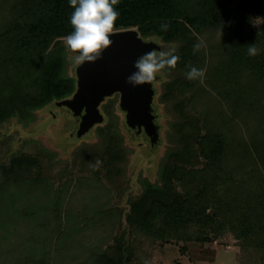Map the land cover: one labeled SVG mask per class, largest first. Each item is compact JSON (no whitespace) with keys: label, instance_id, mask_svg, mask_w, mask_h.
Returning a JSON list of instances; mask_svg holds the SVG:
<instances>
[{"label":"trees","instance_id":"1","mask_svg":"<svg viewBox=\"0 0 264 264\" xmlns=\"http://www.w3.org/2000/svg\"><path fill=\"white\" fill-rule=\"evenodd\" d=\"M115 8L114 31L136 29L160 46L178 44L175 67L164 69L173 79L159 97L172 101L181 119L173 124L180 145L160 166L162 186L145 184L122 213L102 183L123 171L125 151L106 154L91 179L65 174L57 184L36 170L37 156H11L0 163V264H139L121 236H114L115 247L103 248L107 237L86 218L82 237L71 224L58 235L40 221H58L62 213L74 221L66 198L78 182L91 192L83 206L110 231L124 218L132 233L161 247L204 243V230L193 236L187 229L201 221L262 256L264 26L254 23L264 0H120ZM72 11L69 0H0V124L74 92L76 80L62 74L67 48L60 44L73 30ZM192 68L198 72L190 78ZM23 204L31 218L42 213L41 223L20 219Z\"/></svg>","mask_w":264,"mask_h":264},{"label":"rangeland","instance_id":"2","mask_svg":"<svg viewBox=\"0 0 264 264\" xmlns=\"http://www.w3.org/2000/svg\"><path fill=\"white\" fill-rule=\"evenodd\" d=\"M254 25L264 26V13L255 20ZM60 44L66 46L65 38L60 39ZM162 46H175L177 50L178 44L171 42L163 43ZM76 67L74 54L67 48L66 63L63 66L62 74L75 79L77 82ZM172 79L173 76L170 72L162 70L153 82V112L157 125V135L159 136L154 144L144 140L141 134L126 124V112L120 108L119 93L104 99L100 105L103 121L94 125L81 137L76 136L80 118L74 115L67 106H57L54 103L56 100H54L43 107L28 111L25 117L16 118L13 116L1 122L0 163L7 165L11 156L21 153L37 156L40 166L35 169L57 184L65 174L82 179L85 176L84 179H91L98 173V165L106 154L118 150L125 151L126 160L120 165L123 171L120 175L111 176L102 183L104 192H107V197L113 199L114 206L124 213L129 209V202L137 198L144 190L145 184L162 186L163 181L158 178L160 166L167 160L170 150L173 151L180 145L176 139L177 135L173 130V124L181 121V119L172 107L173 102H164L159 97L165 92ZM84 184L88 183L85 182ZM87 192L89 190L84 189L82 182H78L70 189V194L66 199L70 210L75 209L72 211L75 216L68 211L69 215L75 218L74 221L68 220L65 213L61 214L58 221L53 217L44 218L40 221L48 228L54 229L58 235L62 234L66 225L71 224L73 228H76L74 233L77 236L80 234L79 237H82L79 227L85 226L86 218L87 221L93 222L92 229L94 230L90 226L88 229L107 237L103 242V248L115 247L114 236H121L123 241L130 244L131 250H134L133 255L139 264H264L260 260L264 254L262 256L257 252L248 254V250L245 251L246 249L232 234L217 235L215 232L204 229L201 221L195 224L188 223L187 229L189 234L193 236L199 235V232L204 230L203 236L208 237L207 242L204 243L192 241V239L183 244L179 242L175 243L174 246L165 245L161 247L157 241L148 242L144 234L132 233L124 218L117 223L116 227H111L112 230L110 231L102 222L97 220V215L94 216L95 211L86 210V206H83L87 196L91 193ZM25 204L20 206L22 214H20V219L24 216L22 221L26 222L25 224L28 222L29 224H36L39 220L36 217H41L42 213H39L40 215L36 213V217H32L33 222L29 213H25ZM63 206L66 210L69 209L67 206ZM77 208L82 210L78 211ZM210 209L208 207L207 212ZM54 251L53 249L52 255ZM82 256L80 253L79 258Z\"/></svg>","mask_w":264,"mask_h":264},{"label":"water","instance_id":"3","mask_svg":"<svg viewBox=\"0 0 264 264\" xmlns=\"http://www.w3.org/2000/svg\"><path fill=\"white\" fill-rule=\"evenodd\" d=\"M109 38L112 43L99 59L95 62L86 61L76 67L74 93L54 103L67 106L80 118L76 136L81 137L103 121L100 105L104 99L119 93V105L126 112V124L139 130L143 127L151 141H154L157 138L152 112L155 80L133 87L126 78L135 70L134 61L139 56L158 50L161 46L154 40L143 39L136 29L117 30Z\"/></svg>","mask_w":264,"mask_h":264},{"label":"clouds","instance_id":"4","mask_svg":"<svg viewBox=\"0 0 264 264\" xmlns=\"http://www.w3.org/2000/svg\"><path fill=\"white\" fill-rule=\"evenodd\" d=\"M120 0H69L73 11L70 15L72 32L65 37V45L74 54V63L95 62L112 43L109 36L114 32V24L119 17L115 6ZM250 54L257 53L256 48L249 49ZM175 46H161L139 56L134 61V71L126 78L133 87L151 83L158 78L162 70L173 68L178 60ZM198 70L192 68L191 78Z\"/></svg>","mask_w":264,"mask_h":264},{"label":"flooded vegetation","instance_id":"5","mask_svg":"<svg viewBox=\"0 0 264 264\" xmlns=\"http://www.w3.org/2000/svg\"><path fill=\"white\" fill-rule=\"evenodd\" d=\"M154 111V107L152 106V112ZM154 114V112H153ZM155 116V114H154ZM154 122H155V118H154ZM133 130H135L138 134H141L144 140H148L149 143L154 144L157 142L158 136L154 141H151L150 137L146 134V132L144 131L143 127L139 130L137 127L133 128Z\"/></svg>","mask_w":264,"mask_h":264}]
</instances>
